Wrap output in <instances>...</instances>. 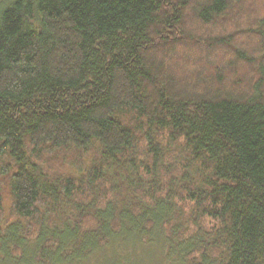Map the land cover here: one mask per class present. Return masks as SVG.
Masks as SVG:
<instances>
[{"label":"trees","instance_id":"16d2710c","mask_svg":"<svg viewBox=\"0 0 264 264\" xmlns=\"http://www.w3.org/2000/svg\"><path fill=\"white\" fill-rule=\"evenodd\" d=\"M0 264H264V0H0Z\"/></svg>","mask_w":264,"mask_h":264},{"label":"rangeland","instance_id":"374dc122","mask_svg":"<svg viewBox=\"0 0 264 264\" xmlns=\"http://www.w3.org/2000/svg\"><path fill=\"white\" fill-rule=\"evenodd\" d=\"M9 206H10V205L8 204V207H7V209H9Z\"/></svg>","mask_w":264,"mask_h":264}]
</instances>
